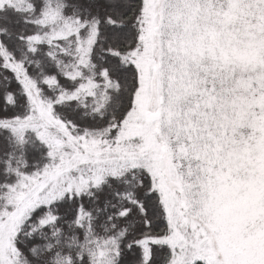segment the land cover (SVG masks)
Wrapping results in <instances>:
<instances>
[{"label": "snow or ice", "instance_id": "obj_1", "mask_svg": "<svg viewBox=\"0 0 264 264\" xmlns=\"http://www.w3.org/2000/svg\"><path fill=\"white\" fill-rule=\"evenodd\" d=\"M0 264H264V0H0Z\"/></svg>", "mask_w": 264, "mask_h": 264}]
</instances>
